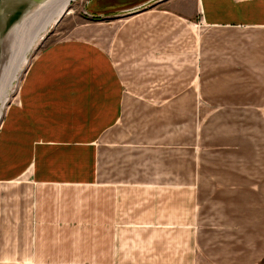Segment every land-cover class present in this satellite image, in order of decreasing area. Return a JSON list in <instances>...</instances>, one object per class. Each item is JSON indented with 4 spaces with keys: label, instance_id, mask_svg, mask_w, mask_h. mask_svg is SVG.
<instances>
[{
    "label": "crops",
    "instance_id": "crops-1",
    "mask_svg": "<svg viewBox=\"0 0 264 264\" xmlns=\"http://www.w3.org/2000/svg\"><path fill=\"white\" fill-rule=\"evenodd\" d=\"M156 5L72 30L121 88L96 153L115 181L110 264H264V0ZM125 103L132 137L114 133Z\"/></svg>",
    "mask_w": 264,
    "mask_h": 264
},
{
    "label": "rangeland",
    "instance_id": "rangeland-1",
    "mask_svg": "<svg viewBox=\"0 0 264 264\" xmlns=\"http://www.w3.org/2000/svg\"><path fill=\"white\" fill-rule=\"evenodd\" d=\"M69 6L29 54L0 120V264H110L115 181L96 153L117 116L109 92L121 88L99 45L73 39L103 0ZM134 105L125 103L114 133L137 134Z\"/></svg>",
    "mask_w": 264,
    "mask_h": 264
},
{
    "label": "bare ground",
    "instance_id": "bare-ground-1",
    "mask_svg": "<svg viewBox=\"0 0 264 264\" xmlns=\"http://www.w3.org/2000/svg\"><path fill=\"white\" fill-rule=\"evenodd\" d=\"M47 1L49 6L42 12L40 21L35 19L36 15L29 17L21 30L10 33L12 36L9 34L11 38L8 37L4 46L0 63V120L15 85L29 62V54L49 29L68 13L69 5L75 0Z\"/></svg>",
    "mask_w": 264,
    "mask_h": 264
},
{
    "label": "water",
    "instance_id": "water-1",
    "mask_svg": "<svg viewBox=\"0 0 264 264\" xmlns=\"http://www.w3.org/2000/svg\"><path fill=\"white\" fill-rule=\"evenodd\" d=\"M159 1L161 0H133L132 2H126L124 4L112 5L109 3L110 0H103L101 10L90 12L86 9V13L96 19H103L104 16L109 15H130L146 10L148 6L154 4L153 2L156 3ZM48 2L47 0H0V63L8 37L14 34V31L21 30L26 20L32 15H36L35 19H39L40 21L42 18L40 16L43 14L42 12L49 6L47 4Z\"/></svg>",
    "mask_w": 264,
    "mask_h": 264
},
{
    "label": "built area",
    "instance_id": "built-area-1",
    "mask_svg": "<svg viewBox=\"0 0 264 264\" xmlns=\"http://www.w3.org/2000/svg\"><path fill=\"white\" fill-rule=\"evenodd\" d=\"M156 3H158V2H156ZM156 3H155V4H156Z\"/></svg>",
    "mask_w": 264,
    "mask_h": 264
}]
</instances>
